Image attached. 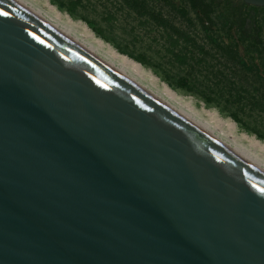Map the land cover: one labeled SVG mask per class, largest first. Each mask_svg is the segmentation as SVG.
I'll return each instance as SVG.
<instances>
[{"label":"water","instance_id":"water-1","mask_svg":"<svg viewBox=\"0 0 264 264\" xmlns=\"http://www.w3.org/2000/svg\"><path fill=\"white\" fill-rule=\"evenodd\" d=\"M0 264H264V175L0 0Z\"/></svg>","mask_w":264,"mask_h":264},{"label":"rangeland","instance_id":"rangeland-1","mask_svg":"<svg viewBox=\"0 0 264 264\" xmlns=\"http://www.w3.org/2000/svg\"><path fill=\"white\" fill-rule=\"evenodd\" d=\"M32 1L82 32L87 27L201 120L264 159L263 6L240 0Z\"/></svg>","mask_w":264,"mask_h":264},{"label":"bare ground","instance_id":"bare-ground-1","mask_svg":"<svg viewBox=\"0 0 264 264\" xmlns=\"http://www.w3.org/2000/svg\"><path fill=\"white\" fill-rule=\"evenodd\" d=\"M11 1L78 45L101 64L117 73L123 79L133 84L264 175V159H261L259 156L239 145L232 137L229 138L228 135L225 136L223 132L219 131L218 126L217 128L216 126L212 127L209 123L201 120L192 109L183 105L167 87H160L156 79L146 75L138 64H135L124 56H120L110 47L104 45L103 42L96 40L87 27H84V31L82 32L72 21H64L53 8L42 9L32 0ZM147 81L148 84L146 83Z\"/></svg>","mask_w":264,"mask_h":264},{"label":"snow or ice","instance_id":"snow-or-ice-1","mask_svg":"<svg viewBox=\"0 0 264 264\" xmlns=\"http://www.w3.org/2000/svg\"><path fill=\"white\" fill-rule=\"evenodd\" d=\"M3 14H5V15H6V13H3Z\"/></svg>","mask_w":264,"mask_h":264}]
</instances>
